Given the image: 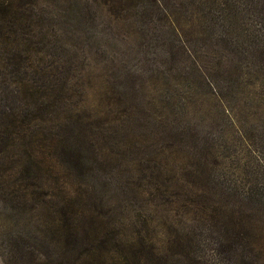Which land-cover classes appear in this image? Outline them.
<instances>
[{
	"label": "rangeland",
	"instance_id": "374dc122",
	"mask_svg": "<svg viewBox=\"0 0 264 264\" xmlns=\"http://www.w3.org/2000/svg\"><path fill=\"white\" fill-rule=\"evenodd\" d=\"M14 4L15 32L0 20V113L15 127L45 121L0 155V264H138L139 248L175 232L202 264H236L216 242L219 219L170 211L191 202L227 206L210 214L240 221V248L259 243L264 256V210L237 203L246 190L264 198V1L228 0L212 21L190 14L183 29L203 33L185 45L151 6L115 20L92 0ZM228 13L236 50L221 35ZM196 167L203 190L191 195ZM111 235L112 258H80Z\"/></svg>",
	"mask_w": 264,
	"mask_h": 264
},
{
	"label": "trees",
	"instance_id": "16d2710c",
	"mask_svg": "<svg viewBox=\"0 0 264 264\" xmlns=\"http://www.w3.org/2000/svg\"><path fill=\"white\" fill-rule=\"evenodd\" d=\"M20 0H0V20L7 19L9 23H12L11 27L12 32H15V26H19L22 23L23 17H20L19 15H16L15 12H20L22 14V10L24 6L18 5L16 6L14 2H17ZM94 4L101 5L106 13L113 17L115 20L120 19H128V18H134L138 16V13L142 9H146V6H151L154 9L159 10L161 12L162 18L164 20V25L167 28V32L174 36L180 37L181 43L185 45V42L183 39L191 38L193 33H203L199 30H193L192 32L185 31L183 29V25H191L193 23V20H196V18H193L192 15L198 14L202 18H209V21L215 20L216 18L220 17L213 14L215 13V9H218V6L220 4H227L228 0H171L170 5L165 3V0H92ZM170 1V0H169ZM264 1V0H263ZM98 3V4H97ZM176 5H178V8H176ZM18 8V10H17ZM222 10V9H220ZM192 14V15H190ZM223 16V15H222ZM235 18V16L231 14H225L222 17V22L226 24L227 28L222 31L221 35L225 38L224 41L227 44H231L234 49L236 50V46H239V44L236 42L238 39L235 35L236 30H239V27L237 28H230L231 26V19ZM188 25V26H189ZM222 26V25H220ZM190 27V26H189ZM18 28V27H17ZM235 30V31H234ZM187 51L191 53V49L187 48L185 46ZM225 48V47H224ZM28 57H26L27 60L30 59V55L32 53H29V48L27 47V53ZM13 59L14 57L11 56ZM10 58V61L12 60ZM18 62L15 60H12L10 65L16 66ZM214 90L216 91L215 94L218 97H224V96H231L228 93L227 95H224L223 90L219 89V87L212 85ZM223 89V87H220ZM38 111L41 109L38 108ZM7 111V108L0 113V155L4 154L9 146L11 145L12 141V135L16 136L19 132H22L23 134H31L33 128H37L42 122L43 117L35 114L34 117H32L31 122H27L24 124V121H20L22 126L15 127L13 125V122L8 120L7 122L3 119ZM32 122H34V125H31ZM15 128V129H14ZM12 134V135H11ZM70 160V159H69ZM73 162V161H72ZM201 172L198 170V167L195 168V172L188 173L187 177L189 179L188 182V192L191 193V195L197 193L199 190H203V185L201 183L200 178ZM245 195V199L238 200L237 203L239 204V208H243L244 204H249L252 208H255L256 210H264V198L259 197L255 199L251 191L248 192L247 190L243 192ZM193 200H188V202H191ZM177 201H174V204H176ZM191 204V205H190ZM195 204V205H194ZM189 206L191 207H185L184 204H181L176 209H170V211L175 210L174 217L177 216H184L187 217L188 214H193V216H202V219H208V220H215L216 219L220 222V228L217 230V241L219 245H223L227 247L229 251V256L233 258V260L236 262V264H264V256L261 255V253L257 252V249L259 247L258 244L251 243L250 241H244V244H249V247H243L240 248V244L237 243V239H241L242 235V227L240 221H235L233 223L232 227H239L238 230L231 229V227H227V218H223L221 215V212H218L216 215L214 213L210 214V212H215L216 210H224L227 208V206L222 207L223 204H221L219 208L215 207H209V206H201L198 203H189ZM182 207V209H181ZM195 207V208H194ZM194 208V209H193ZM181 213V214H180ZM175 219V218H174ZM187 219V218H186ZM236 231V232H234ZM67 240V237H66ZM98 242L99 246L97 245H90L88 247H85L84 250L80 253V258H86L90 257L94 254V252L97 249H100V251L103 253L104 257H110L109 254L115 253L116 249L115 247L118 246L119 239L111 235L107 238H104V240H99ZM216 244V243H215ZM96 247V248H95ZM249 248V249H248ZM250 251L254 254H259L258 256H253ZM135 252L131 253V256H135ZM112 258V257H110ZM201 256L198 255L196 249H194V240L192 237L188 236H182L178 232L173 233L172 237L168 240L165 246H157L154 244L141 247L138 249V264H202L200 260ZM256 258V259H254ZM263 260V262H262ZM255 262V263H254Z\"/></svg>",
	"mask_w": 264,
	"mask_h": 264
}]
</instances>
